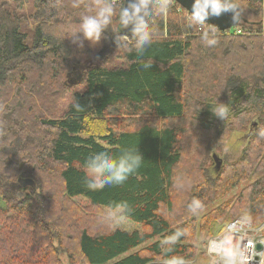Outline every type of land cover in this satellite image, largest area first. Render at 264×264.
Returning <instances> with one entry per match:
<instances>
[{
  "label": "trees",
  "instance_id": "trees-1",
  "mask_svg": "<svg viewBox=\"0 0 264 264\" xmlns=\"http://www.w3.org/2000/svg\"><path fill=\"white\" fill-rule=\"evenodd\" d=\"M10 1L17 8L29 2L37 24L28 39L21 19L0 17L1 102L37 76L45 86L60 73L66 85L73 73L78 81L61 114L28 117L13 106L0 120V264H61L62 254L68 264L164 262L160 242L180 230L175 224L194 218L191 201L203 210L264 169V138L257 134L264 129V0H238L257 21L243 16L227 30L205 23L204 30L217 33L211 48L203 46L199 26H189L188 12L171 1L168 22L156 18L151 25L156 35L143 56L117 51L118 25L96 45L62 40L97 0H80L78 8L73 0ZM17 61L24 69L12 65ZM216 101L228 104L230 119L213 115ZM234 132L246 136V145L225 161L221 147ZM122 148H137L141 167L122 185L87 190L86 158L99 151L118 155ZM17 178L33 183L23 187ZM117 209L145 230L113 227L109 215ZM242 210L264 221V174L223 210L210 209L201 224L208 221L205 230L214 235ZM223 214L228 220L221 221ZM184 239L169 256H196L194 244L186 256Z\"/></svg>",
  "mask_w": 264,
  "mask_h": 264
},
{
  "label": "clouds",
  "instance_id": "clouds-1",
  "mask_svg": "<svg viewBox=\"0 0 264 264\" xmlns=\"http://www.w3.org/2000/svg\"><path fill=\"white\" fill-rule=\"evenodd\" d=\"M171 0H125L123 3L117 0H97L94 6L81 13L79 23L74 29L69 30L62 37L70 38L79 47L88 41L91 45L98 44L105 37V32L116 18L118 28L115 43L118 50L127 53L135 52L137 56H143L151 47L156 35L150 25V20L155 14L164 15L170 7ZM73 7H80V0H73ZM224 12H232V19L239 22L241 17V5L238 0H195L193 11L188 17L189 26H199L201 29L200 40L204 47L211 48L218 43L215 30H204L206 20L210 16H220ZM130 27L131 35H120V29ZM153 63H144L145 69H150ZM74 107L80 110L82 107L75 103ZM214 116L224 121L230 119L228 104L216 101L210 106ZM258 136L264 138V129L258 131ZM143 161L142 155L137 148H122L118 155H112L106 151L91 153L85 160L84 186L89 191H101L108 186H119L124 184L134 174ZM126 213L131 212L129 206L121 205ZM202 205L198 201H191L188 210L196 214ZM250 215L242 214L232 225L225 228V234L207 241L206 250L211 258L212 264H256L254 255L249 250L250 241L241 246L239 241L232 243L227 239L226 233L244 232L251 227ZM184 230H177L174 234L164 238L160 242L163 255L166 257L164 264H187L180 256L168 254L173 251L174 246L182 236H186ZM261 243H264L262 241ZM260 264H264L261 261Z\"/></svg>",
  "mask_w": 264,
  "mask_h": 264
},
{
  "label": "rangeland",
  "instance_id": "rangeland-1",
  "mask_svg": "<svg viewBox=\"0 0 264 264\" xmlns=\"http://www.w3.org/2000/svg\"><path fill=\"white\" fill-rule=\"evenodd\" d=\"M241 10L242 13L240 19L244 16L249 20L257 21L256 19L258 18L254 17L251 12H248L243 7H241ZM34 13H35V9L34 7L31 8L29 2H25L21 8H17L11 3L10 0H0V17L3 18L5 16H8L13 19H21V27L22 29L26 30L28 34V39L32 37L33 29L37 24V22L33 20ZM156 18L160 19L163 22H168L169 19L167 13L164 15L155 14L154 17H152L150 20V25L154 23ZM260 21L264 22L263 14L261 15ZM117 25L118 24L116 23V18L114 17L111 26L113 27V29H115L117 28ZM12 65H16L20 69H24V65L19 61H17L15 64ZM37 78L38 76L30 79L26 86L18 85L19 88L16 87L19 90L18 95H17V91L13 89L12 95L9 96L7 101L1 102L0 100V120L4 118L3 115L6 113V110L9 109V112L13 111L14 109L13 106L14 107L19 106L20 109H23V112L25 113L24 115L28 117L35 116L40 112V115L47 120L51 118L50 116H48L50 112L56 114L57 113L61 114L62 111L64 112L67 105L72 100L71 98L73 97V93L76 91L75 82L78 81V78L76 77V73L70 75L71 81H69L67 85L64 82H62L63 81L62 73L58 74V78L56 80L54 79L49 82L46 81L45 82L46 86L43 83L44 77L40 76L38 79ZM57 81L59 85L57 84ZM51 85H53L52 88ZM45 89L47 91H45ZM13 98H17V101L13 105H11ZM46 102L47 103L49 102L48 107L47 105H45ZM13 117L17 120L18 128L23 126L21 121L17 119V115H14ZM12 122L14 121H11V123ZM37 137L39 136L38 135L34 136V138ZM245 145H246V136L244 134L234 132L229 139L223 141V147H221V155L222 157H224L225 161H231L240 154L241 150L245 147ZM263 174H264V169H261L256 173H252L245 181L239 184L238 187L234 189L230 194H227L226 196L217 199L216 202L212 203L207 208L203 210L200 209L194 215V218H190V219L187 218L184 221L175 224L173 226V228L178 227V229L184 230L187 233V235L184 236L185 237L184 241L181 242L183 246L187 247L186 256L189 254L188 251L192 250L193 244L195 245L196 256L190 259L184 257V259L187 261V264H195L198 261H205L207 264H211L210 258L207 256L206 253V243L210 238L216 236L217 234H220L222 230L214 235L209 234L205 230V226L208 225V221L205 224H201V220L209 216L208 213L212 208L217 207L218 209L220 208L221 210L226 208L230 199L235 198L240 189H244L246 186L252 183L256 178L260 177ZM18 179L19 178H17V180ZM3 183L4 181L2 182V184ZM76 200L86 203V201L82 198H76ZM238 206L241 207L244 206L242 200L239 202ZM242 214L250 215L252 218V222L253 221L256 222V223L253 222L254 225H260L261 223H264L263 220L260 223L258 222L261 220L259 219L258 215L249 214L245 210H242V212L239 213V215L237 214L236 217H239ZM109 216H110V220L112 221L113 227L115 228L126 230L128 232H131L133 230H139V231L142 229L145 230V227L143 225L132 223L129 219L124 217L122 213H120L119 209L113 211V213ZM229 217L230 215L223 214L221 215V219H222L221 221L228 220ZM3 224L4 222H0V238L4 235V231L3 229H1ZM60 258H61V264H68L66 256L64 254H62ZM151 264H164V262L158 259L157 261H154Z\"/></svg>",
  "mask_w": 264,
  "mask_h": 264
},
{
  "label": "built area",
  "instance_id": "built-area-1",
  "mask_svg": "<svg viewBox=\"0 0 264 264\" xmlns=\"http://www.w3.org/2000/svg\"><path fill=\"white\" fill-rule=\"evenodd\" d=\"M177 11H178V9H177ZM199 29H200V27H198V30ZM234 31H235V33L241 32L240 29H235ZM239 217L229 221L225 225V227L221 231V233L217 234L216 236H214L212 238H216V237H219L221 235H224L225 234V228L232 225ZM226 235H227V239H229L232 243H236L237 241H239L241 246H244L246 241H250L249 250L253 253L254 261L256 262V264H260L261 261H264V243H261L262 241H264V223H262L260 225H253L251 223V227L244 232H231V233H226ZM257 245H260L259 248H256ZM206 253H207V250H206ZM208 257H209V255H208ZM210 262H211V258H210ZM211 264H212V262H211Z\"/></svg>",
  "mask_w": 264,
  "mask_h": 264
},
{
  "label": "water",
  "instance_id": "water-1",
  "mask_svg": "<svg viewBox=\"0 0 264 264\" xmlns=\"http://www.w3.org/2000/svg\"><path fill=\"white\" fill-rule=\"evenodd\" d=\"M178 3L181 7L186 9L188 12L193 11V5L195 0H173ZM127 4V0H125V6ZM233 13L232 12H224L220 16H210L207 18L206 23L212 26H215L217 29L220 30H227L231 27L236 25V21L232 19ZM122 35H131L130 27L128 29H120L119 31ZM213 160L215 162L214 166L215 169L218 171L221 166V160L217 155H213ZM18 182L21 186L32 185L33 181L31 179H18ZM260 245H257L256 248H259Z\"/></svg>",
  "mask_w": 264,
  "mask_h": 264
}]
</instances>
